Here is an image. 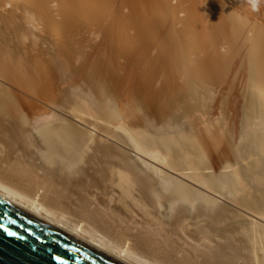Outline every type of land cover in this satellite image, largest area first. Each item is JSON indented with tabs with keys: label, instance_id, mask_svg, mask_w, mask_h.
<instances>
[{
	"label": "bare ground",
	"instance_id": "obj_1",
	"mask_svg": "<svg viewBox=\"0 0 264 264\" xmlns=\"http://www.w3.org/2000/svg\"><path fill=\"white\" fill-rule=\"evenodd\" d=\"M260 3L0 0V197L126 264H264ZM91 54L109 83L128 56L138 103L67 90ZM212 70L235 143L199 107Z\"/></svg>",
	"mask_w": 264,
	"mask_h": 264
},
{
	"label": "water",
	"instance_id": "obj_2",
	"mask_svg": "<svg viewBox=\"0 0 264 264\" xmlns=\"http://www.w3.org/2000/svg\"><path fill=\"white\" fill-rule=\"evenodd\" d=\"M0 264H126L0 197Z\"/></svg>",
	"mask_w": 264,
	"mask_h": 264
},
{
	"label": "rangeland",
	"instance_id": "obj_3",
	"mask_svg": "<svg viewBox=\"0 0 264 264\" xmlns=\"http://www.w3.org/2000/svg\"><path fill=\"white\" fill-rule=\"evenodd\" d=\"M260 6L264 5V0H260ZM225 2L229 3L230 0H225ZM248 9H250V0H246V5ZM133 56V55H132ZM83 56L80 55L78 58H74V61H82ZM109 58L105 55V59ZM110 62L112 64L113 69L111 72L114 73V79L109 83L105 78L100 77L99 75H104V68L103 66H98L94 61V55H90L86 61V69L87 77H81L79 79L80 83L76 84L75 82H69L67 85V90H72L73 87L78 86L84 93L88 94V86L92 83H98L97 81L101 82L102 84L106 85L107 87L112 88L114 91V95L119 98L118 107L126 106L127 104L138 103L141 97V88L139 84L134 82V78L132 74L130 75L129 70L126 68V64H128V56L121 57L119 60L112 62L111 58ZM134 61V56H133ZM156 74L159 71H155ZM218 71L212 70V79H211V86L218 90V94L212 100L205 101L204 98H201L199 101V107L201 112L204 115H209L211 117H216V120L222 122V126L229 132L230 138L233 143L237 142L238 140V129H239V115L237 111L233 108L236 106L234 104L235 100L233 96H228L226 93L227 90V83L230 80V77H227V82L225 83H218L216 82L213 77L218 75ZM99 74V75H98ZM85 80V81H83ZM239 80V79H238ZM83 81V82H82ZM67 83H64L65 86ZM238 85V83H237ZM78 89V88H75ZM71 93V92H70ZM74 93V92H73ZM183 122L185 120L181 119ZM135 125L140 124L137 121L133 122ZM187 124V123H183ZM122 133V132H121ZM222 146H218V148L214 151L208 152L207 157L209 164L214 166L216 164V160L219 159L221 155Z\"/></svg>",
	"mask_w": 264,
	"mask_h": 264
},
{
	"label": "clouds",
	"instance_id": "obj_4",
	"mask_svg": "<svg viewBox=\"0 0 264 264\" xmlns=\"http://www.w3.org/2000/svg\"><path fill=\"white\" fill-rule=\"evenodd\" d=\"M253 10H258V0H251Z\"/></svg>",
	"mask_w": 264,
	"mask_h": 264
}]
</instances>
